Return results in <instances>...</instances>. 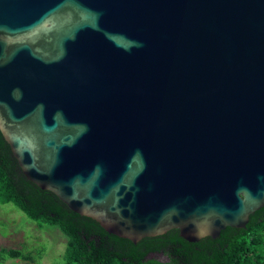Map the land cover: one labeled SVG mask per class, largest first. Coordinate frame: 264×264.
I'll use <instances>...</instances> for the list:
<instances>
[{"label":"water","instance_id":"water-1","mask_svg":"<svg viewBox=\"0 0 264 264\" xmlns=\"http://www.w3.org/2000/svg\"><path fill=\"white\" fill-rule=\"evenodd\" d=\"M0 131L111 235L244 229L264 208V0H0Z\"/></svg>","mask_w":264,"mask_h":264},{"label":"trees","instance_id":"trees-1","mask_svg":"<svg viewBox=\"0 0 264 264\" xmlns=\"http://www.w3.org/2000/svg\"><path fill=\"white\" fill-rule=\"evenodd\" d=\"M9 203L40 229L58 227L68 238L61 264H264V208L251 215L246 228L228 227L217 239L190 243L172 230L135 244L107 233L95 220L74 213L55 194L30 182L0 131V205ZM161 253L166 261L149 258ZM16 259L35 261L23 250L0 248V264Z\"/></svg>","mask_w":264,"mask_h":264},{"label":"rangeland","instance_id":"rangeland-1","mask_svg":"<svg viewBox=\"0 0 264 264\" xmlns=\"http://www.w3.org/2000/svg\"><path fill=\"white\" fill-rule=\"evenodd\" d=\"M67 241L68 238L58 227L40 229L36 222L13 204L0 205V248L23 250L32 254L35 259L33 262L9 260L6 264H61ZM151 257L167 260L164 255Z\"/></svg>","mask_w":264,"mask_h":264}]
</instances>
